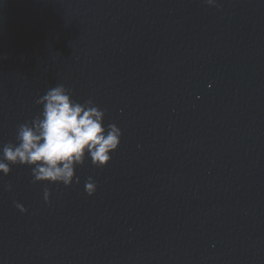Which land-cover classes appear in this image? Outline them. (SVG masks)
I'll use <instances>...</instances> for the list:
<instances>
[{"label":"water","instance_id":"95a60500","mask_svg":"<svg viewBox=\"0 0 264 264\" xmlns=\"http://www.w3.org/2000/svg\"><path fill=\"white\" fill-rule=\"evenodd\" d=\"M58 84L120 144L0 174V264H264V0H0V147Z\"/></svg>","mask_w":264,"mask_h":264},{"label":"clouds","instance_id":"9594fccd","mask_svg":"<svg viewBox=\"0 0 264 264\" xmlns=\"http://www.w3.org/2000/svg\"><path fill=\"white\" fill-rule=\"evenodd\" d=\"M214 5L215 0H206ZM41 111L30 121L17 126L15 143L0 147V174L7 176L12 165L27 166L31 170L32 183L62 184L69 187L79 183L75 175L77 166L86 160L97 168L110 161L122 135L114 124H104V110L89 99L80 103L72 98V92L62 84L48 89L35 100ZM7 189L11 185L6 186ZM84 191L92 196L96 183L88 177ZM50 192L43 190V200L49 202ZM15 207L26 209L19 203Z\"/></svg>","mask_w":264,"mask_h":264}]
</instances>
